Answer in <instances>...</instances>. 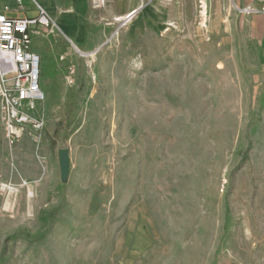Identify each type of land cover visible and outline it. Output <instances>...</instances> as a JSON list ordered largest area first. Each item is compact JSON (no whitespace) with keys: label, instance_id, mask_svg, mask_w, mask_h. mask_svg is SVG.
<instances>
[{"label":"rangeland","instance_id":"1","mask_svg":"<svg viewBox=\"0 0 264 264\" xmlns=\"http://www.w3.org/2000/svg\"><path fill=\"white\" fill-rule=\"evenodd\" d=\"M24 4L54 26L33 40L43 126L11 144L0 122V264H264V14Z\"/></svg>","mask_w":264,"mask_h":264},{"label":"built area","instance_id":"2","mask_svg":"<svg viewBox=\"0 0 264 264\" xmlns=\"http://www.w3.org/2000/svg\"><path fill=\"white\" fill-rule=\"evenodd\" d=\"M6 1L0 0V122L13 144L23 137L26 126L31 124L34 131L43 126L34 118L46 94L40 85L42 59L33 40L39 29L54 25L42 8L35 17L10 16L2 9ZM16 1L20 12L26 10L24 0ZM246 12L264 14V5L250 6Z\"/></svg>","mask_w":264,"mask_h":264},{"label":"crops","instance_id":"3","mask_svg":"<svg viewBox=\"0 0 264 264\" xmlns=\"http://www.w3.org/2000/svg\"><path fill=\"white\" fill-rule=\"evenodd\" d=\"M246 1V6L242 7V0H233L234 4L237 5V7L240 8V12L241 14H246L248 7H254V8H260L261 5H264V0H245ZM256 2H258L259 4L256 5ZM26 6V5H25ZM2 9L9 14L10 16H20L22 13L27 14L29 16H31L29 13H26L25 10L21 11L17 8V1L16 0H8L6 1L3 5H2ZM34 17V16H33ZM235 23L238 25V23L235 21ZM34 49V47H33ZM35 50V49H34ZM38 51V50H35ZM39 52V51H38Z\"/></svg>","mask_w":264,"mask_h":264},{"label":"water","instance_id":"4","mask_svg":"<svg viewBox=\"0 0 264 264\" xmlns=\"http://www.w3.org/2000/svg\"><path fill=\"white\" fill-rule=\"evenodd\" d=\"M59 164L61 165L62 178L66 180L70 171V155L66 148H61L59 151Z\"/></svg>","mask_w":264,"mask_h":264},{"label":"bare ground","instance_id":"5","mask_svg":"<svg viewBox=\"0 0 264 264\" xmlns=\"http://www.w3.org/2000/svg\"><path fill=\"white\" fill-rule=\"evenodd\" d=\"M138 12V9L136 10V9H133V10H131L129 13H128V15L125 17V18H123V19H127L128 18V16H130V15H133V14H135V13H137ZM202 13H203V11H202ZM202 23H204V21H202ZM94 54V53H93ZM93 58V57H92ZM95 58V57H94Z\"/></svg>","mask_w":264,"mask_h":264}]
</instances>
